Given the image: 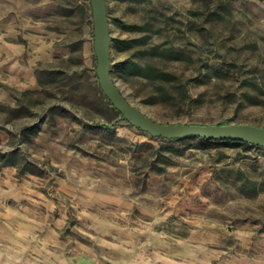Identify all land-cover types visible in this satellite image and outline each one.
Here are the masks:
<instances>
[{
  "label": "rangeland",
  "instance_id": "1",
  "mask_svg": "<svg viewBox=\"0 0 264 264\" xmlns=\"http://www.w3.org/2000/svg\"><path fill=\"white\" fill-rule=\"evenodd\" d=\"M107 2L133 104L163 122L264 126V0ZM91 11L0 0V264H264V146L123 119L99 83Z\"/></svg>",
  "mask_w": 264,
  "mask_h": 264
},
{
  "label": "water",
  "instance_id": "2",
  "mask_svg": "<svg viewBox=\"0 0 264 264\" xmlns=\"http://www.w3.org/2000/svg\"><path fill=\"white\" fill-rule=\"evenodd\" d=\"M94 49L100 86L121 117L154 136L184 138L199 136L213 140H235L264 146V126L251 123H182L156 120L133 104L112 73L111 25L107 0H91Z\"/></svg>",
  "mask_w": 264,
  "mask_h": 264
},
{
  "label": "trees",
  "instance_id": "3",
  "mask_svg": "<svg viewBox=\"0 0 264 264\" xmlns=\"http://www.w3.org/2000/svg\"><path fill=\"white\" fill-rule=\"evenodd\" d=\"M91 15H93V12L91 11V13H90ZM112 73H113V69H112ZM110 103H112L111 101H110ZM117 111L119 112V114H121V112L117 109ZM161 137V136H160ZM202 138V137H201ZM204 139H206V140H213V139H207V138H204ZM229 141H233V142H243V143H249V142H244V141H235V140H229ZM8 164H10V163H8Z\"/></svg>",
  "mask_w": 264,
  "mask_h": 264
}]
</instances>
